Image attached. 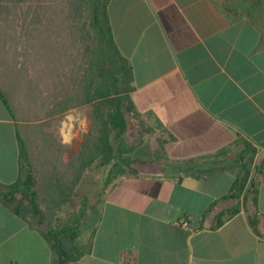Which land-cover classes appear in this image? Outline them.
<instances>
[{
    "label": "crops",
    "instance_id": "1",
    "mask_svg": "<svg viewBox=\"0 0 264 264\" xmlns=\"http://www.w3.org/2000/svg\"><path fill=\"white\" fill-rule=\"evenodd\" d=\"M107 13L132 69L133 109L159 126L162 150L105 186L87 252L70 264H264V174L254 178V200L227 197L238 140L256 148L254 163L264 157L257 30L209 0H109ZM19 162L16 123L0 99V184L16 181ZM40 169L42 178L51 167ZM53 254L0 203V264H53Z\"/></svg>",
    "mask_w": 264,
    "mask_h": 264
},
{
    "label": "trees",
    "instance_id": "2",
    "mask_svg": "<svg viewBox=\"0 0 264 264\" xmlns=\"http://www.w3.org/2000/svg\"><path fill=\"white\" fill-rule=\"evenodd\" d=\"M209 2L232 21L247 19L264 47V0ZM108 3L109 0H0V45L21 43L28 98L45 102L46 117L62 116L72 109H90L93 126L83 134L77 155H65L57 146L51 153L61 161V169L53 165L48 176L38 180L29 160L31 147L24 127L18 124L8 95L0 86V99L16 123L20 158L16 181L0 184V203L43 235L53 250V264L74 263L87 252L88 244L80 240L83 231L79 221L85 218L84 224H94L97 213L89 218L82 207L77 216L66 221L55 217L70 202L85 171L95 162L109 167L107 185L132 172V164L161 156L162 141L150 146L128 135L129 121L137 123L139 115L130 98L132 69L114 42ZM237 144L235 155L240 168L227 197H242L244 203L247 194H252L254 200V178L264 173V157L254 163L256 148L245 139H239ZM222 215L217 216L216 226L221 224ZM249 225L256 231L255 219L249 217Z\"/></svg>",
    "mask_w": 264,
    "mask_h": 264
},
{
    "label": "rangeland",
    "instance_id": "3",
    "mask_svg": "<svg viewBox=\"0 0 264 264\" xmlns=\"http://www.w3.org/2000/svg\"><path fill=\"white\" fill-rule=\"evenodd\" d=\"M20 46V42L14 46L12 43L0 45V86L2 85L8 95L18 124L24 127L25 136L31 147L29 160L32 162L33 175L39 180L41 179L40 168L44 165L47 164L50 167L55 165L58 170L61 169L59 167L61 161L55 159L51 152L55 153L57 149H60L65 155H77L83 134L93 125L89 116V107L72 109L62 116L46 117L45 102L42 100L40 103L39 99L34 101L28 98L29 89L25 83L24 58L20 55ZM73 117L77 119L74 120ZM128 135L135 142L143 141L145 145L150 146L160 141L162 137L161 131L154 123L141 120L137 123L129 121ZM108 171L109 167H103L98 162L93 163L75 188L70 202L57 211L55 217L62 222L66 221L74 215L77 216L79 210L84 207L86 213H89L88 217L92 218L97 213L98 200L103 195ZM81 221L79 222L83 232L80 240L84 243L88 237L87 230L91 227V222L87 221V224H84L85 218Z\"/></svg>",
    "mask_w": 264,
    "mask_h": 264
},
{
    "label": "built area",
    "instance_id": "4",
    "mask_svg": "<svg viewBox=\"0 0 264 264\" xmlns=\"http://www.w3.org/2000/svg\"><path fill=\"white\" fill-rule=\"evenodd\" d=\"M263 174H264V173H263ZM179 223H180L182 226H186V224H187L184 220L179 221Z\"/></svg>",
    "mask_w": 264,
    "mask_h": 264
}]
</instances>
